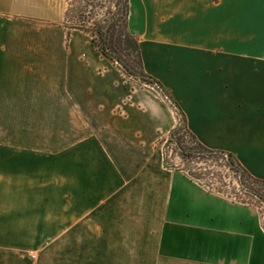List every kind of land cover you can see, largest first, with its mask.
I'll return each instance as SVG.
<instances>
[{
  "label": "crops",
  "instance_id": "crops-1",
  "mask_svg": "<svg viewBox=\"0 0 264 264\" xmlns=\"http://www.w3.org/2000/svg\"><path fill=\"white\" fill-rule=\"evenodd\" d=\"M129 8L188 130L264 180V0ZM68 10L0 0V111L19 113L0 137V264H264V212L166 165L178 114L70 32Z\"/></svg>",
  "mask_w": 264,
  "mask_h": 264
},
{
  "label": "rangeland",
  "instance_id": "rangeland-1",
  "mask_svg": "<svg viewBox=\"0 0 264 264\" xmlns=\"http://www.w3.org/2000/svg\"><path fill=\"white\" fill-rule=\"evenodd\" d=\"M118 2L119 0H68L70 19L69 23H65V26L68 30L72 27L84 26L85 29L88 30V32L84 33L89 34V37L94 45L100 49V36L98 34L97 27L101 23L104 24L105 21L107 22L113 18L118 9ZM122 16L123 31L127 15L126 13H123ZM126 59L135 67L140 68V61L135 53ZM125 76L129 79L131 78L127 74H125ZM131 79L138 80L137 78ZM140 82L150 85L158 91L154 85L147 84L142 81ZM6 116H8V119H18L19 113H5L0 111V137L5 134L13 135L15 132L19 131L18 128H4V118H6ZM177 138L182 142V148H186V150H188L194 147V140L185 130H183ZM41 147H50V145L43 144ZM162 148L164 151V160L166 165L170 168H184L186 172L197 177L199 179L198 181L201 182L205 188L232 198L235 201L255 205L264 212V200L257 198L252 195L251 192L242 188L239 176L235 173V171L230 169L225 159L210 156L204 158H185L183 155L184 149H181L177 144H175L169 136L163 141Z\"/></svg>",
  "mask_w": 264,
  "mask_h": 264
},
{
  "label": "trees",
  "instance_id": "trees-1",
  "mask_svg": "<svg viewBox=\"0 0 264 264\" xmlns=\"http://www.w3.org/2000/svg\"><path fill=\"white\" fill-rule=\"evenodd\" d=\"M130 0H119L117 4V12L113 18L109 21H105L104 24H100L98 28V34L100 36V52L105 58L115 62L121 67V71L127 74L131 78H137L147 84L154 85V87L170 102L171 107L176 111L179 116L180 124L173 131L171 140L177 144L181 149H184L183 155L185 158H204V157H218L226 160L231 170L239 176L240 184L242 188L251 192L252 195L264 200V180L253 177L248 170L238 161L233 153L210 150L202 145L201 142L192 134L187 127V117L177 101L174 99L170 90L164 87V85L154 77L148 75L144 71V63L141 55V47L138 39L130 31L129 19H130ZM123 13H126L127 19H125L124 30L122 31V19ZM70 9L67 12L66 22L69 23ZM83 31L88 32L84 26H76L69 28V31ZM135 53L140 61V68L135 67L130 61H127V57H130ZM185 130L189 133L194 140V147L186 150L182 148V142L177 136ZM185 170V169H184ZM188 173V172H187ZM189 174V173H188ZM194 180H199L192 174H189Z\"/></svg>",
  "mask_w": 264,
  "mask_h": 264
}]
</instances>
